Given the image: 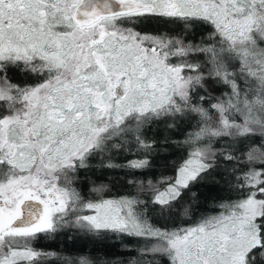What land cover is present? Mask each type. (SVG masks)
<instances>
[{
	"label": "snow or ice",
	"instance_id": "obj_1",
	"mask_svg": "<svg viewBox=\"0 0 264 264\" xmlns=\"http://www.w3.org/2000/svg\"><path fill=\"white\" fill-rule=\"evenodd\" d=\"M94 160L131 190L83 191ZM61 233L136 246H34ZM158 258L264 264V0H0V264Z\"/></svg>",
	"mask_w": 264,
	"mask_h": 264
},
{
	"label": "trees",
	"instance_id": "obj_2",
	"mask_svg": "<svg viewBox=\"0 0 264 264\" xmlns=\"http://www.w3.org/2000/svg\"><path fill=\"white\" fill-rule=\"evenodd\" d=\"M216 94H219L217 92ZM147 136H154L157 140L162 139L164 135L175 136L174 132H166L165 129H153L152 131L146 132ZM140 155V153H137ZM174 155V153H173ZM132 155H126L123 152L117 153L114 156V162L117 164H122L126 159H133ZM164 163L163 159L160 157L153 158V164L159 166ZM93 168L89 169L86 173H81L82 183L79 187L87 192V186L91 182L96 184H106L109 186V194L122 195L129 192L131 189L127 186L126 180L129 178V173L119 169H108L99 167V161H93ZM200 211L204 212L206 210H212L213 208V198L219 199L221 197H227L229 193L215 187H201L200 188ZM196 216H193L191 219L182 221L183 224H192L196 220ZM71 238H69L68 233H61L57 235L54 240H47L44 237H40L35 242V247L43 250H53L63 256H70L73 258L77 257H106V258H115L120 257L121 259H127L133 253L125 251L124 246L135 247L136 242L128 239L123 240L121 244L117 240L105 239L103 241L89 238L87 236H80L76 233H71ZM159 264H167V260L164 258H158ZM47 264H60L59 260L48 261Z\"/></svg>",
	"mask_w": 264,
	"mask_h": 264
},
{
	"label": "rangeland",
	"instance_id": "obj_3",
	"mask_svg": "<svg viewBox=\"0 0 264 264\" xmlns=\"http://www.w3.org/2000/svg\"><path fill=\"white\" fill-rule=\"evenodd\" d=\"M80 236H84V235H80Z\"/></svg>",
	"mask_w": 264,
	"mask_h": 264
}]
</instances>
